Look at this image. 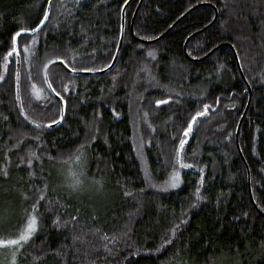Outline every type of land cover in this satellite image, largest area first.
<instances>
[{"label": "trees", "instance_id": "1", "mask_svg": "<svg viewBox=\"0 0 264 264\" xmlns=\"http://www.w3.org/2000/svg\"><path fill=\"white\" fill-rule=\"evenodd\" d=\"M139 2L0 0V240L35 215L18 264H264V0H143L150 44ZM81 152L103 200L59 182Z\"/></svg>", "mask_w": 264, "mask_h": 264}, {"label": "rangeland", "instance_id": "2", "mask_svg": "<svg viewBox=\"0 0 264 264\" xmlns=\"http://www.w3.org/2000/svg\"><path fill=\"white\" fill-rule=\"evenodd\" d=\"M86 158L87 156L84 154L83 156H81L79 163H76L74 160L72 163L67 164L65 166H58V167L56 166L55 170L59 175V182L63 187L69 189L72 192L74 191L73 193L75 194L76 193L80 194V196L87 198L88 201L93 203L99 200H103L106 197V192L102 188L103 185L102 182H100L99 180H94L85 174V166H87ZM51 167L54 168V165L52 164ZM69 171H75L76 173L79 174V179L81 183L75 190L69 186L72 182L71 177L69 176ZM10 207L11 206H7L4 204L0 206V216H2V218L0 219L2 220L6 219L5 221H8L9 217L11 216ZM2 223H4V221H2ZM19 234L20 231L16 235L8 239L17 238ZM21 246L0 245V264H13V262H15V264H18L17 255ZM213 264H241V263L233 257L225 256L220 258L218 261H216Z\"/></svg>", "mask_w": 264, "mask_h": 264}, {"label": "snow or ice", "instance_id": "3", "mask_svg": "<svg viewBox=\"0 0 264 264\" xmlns=\"http://www.w3.org/2000/svg\"><path fill=\"white\" fill-rule=\"evenodd\" d=\"M48 13L47 11H45V18L47 17ZM45 22V19H41L39 24L36 25L35 28H31V29H24L21 28L17 33L14 34L13 36V47L12 49H10V51L8 53L5 54V60L8 59L9 56L12 55V53L16 52V47H15V41H16V37L20 35L21 32L24 31H30V32H36L41 25H43ZM148 56L153 57L154 58V53L149 51L148 52ZM51 63V62H50ZM45 67H47V65H45ZM50 88L52 87L51 84L48 85ZM54 92H56L55 89H53ZM57 96H60L59 92H56ZM167 101H157V104H161V103H166ZM208 110V105L204 106V110L203 111H197L192 117L191 120L188 122L187 127L184 129L183 132V136L185 138H182L179 142V149L178 154L180 149L183 148V146L186 143V137L189 135V133L191 132L192 128H193V122H195L197 120L198 117H203L206 115V112ZM56 121H53V123H55ZM32 156H35V153H31ZM83 155V153L81 152L80 155H78L75 159L76 163H79L81 156ZM29 165H31L32 161L29 160L28 161ZM181 167H191V165L188 164H181ZM69 176L71 177V184L69 185L71 188H73L74 190L80 185L81 181L79 179V174L76 173L75 171H69ZM179 172H175L171 181L170 186L175 188L177 187V184L179 182ZM200 189L197 188L196 189V198L200 199ZM34 211H35V206H34ZM37 229V217L35 215H29L28 220L26 222V225L23 229H21L20 234L18 235L17 238L14 239H6V240H0V245H4V246H11V245H15V246H21L24 242H27L32 235L35 233ZM175 234V231L173 230V235ZM165 243H168V241H166ZM13 264H15V262H13Z\"/></svg>", "mask_w": 264, "mask_h": 264}, {"label": "water", "instance_id": "4", "mask_svg": "<svg viewBox=\"0 0 264 264\" xmlns=\"http://www.w3.org/2000/svg\"><path fill=\"white\" fill-rule=\"evenodd\" d=\"M142 1H143V0H140V2H139L138 6H137V8H136V10H135V12H134V14H133L132 20H131L130 33H131V36H132L133 39H137V38L134 36V34H133V23H134L135 17H136V15H137V13H138V10H139V7H140ZM50 2H51V1H50ZM125 7H126V4L124 5V7H123V9H122V19H121L122 29H121V33H120V37H119V41H118V47H117V51H116L115 57H114V59H113L111 65H110L108 68H106V69H104V70H101V71H98V72H95L96 75H102V74H104L107 70L111 69V68L113 67L114 63H115V60H116V57H117V53H118V51H119V49H120V47H121V45H122V42H123V22H124V11H125ZM188 13H189V11H188L187 13H185L181 18L185 17ZM216 17H217V11L215 10V16H214V19L212 20V22L215 21ZM181 18H180V19H181ZM180 19H179V20H180ZM179 20H177V22H178ZM212 22H211V23H212ZM168 30H169V29H168ZM168 30H167V31H168ZM167 31L164 32V33H163L162 35H160L159 37L153 39V40H147V41H145V40H139V39H137V40H138L139 42H142V43H145V44L154 43V42L159 41V40H160V39H161V38L167 33ZM194 35H195V34H193V36H194ZM188 39H189V38H188ZM188 39H187V40H188ZM230 47H231L232 52H233V55H234V57H235L236 64H237V66H238V68H239V72L241 73L240 65H239V62H238L237 54H236L234 48H233L231 45H230ZM184 51H185V46H184ZM210 54H211V52L209 53V55H210ZM209 55H207V56H209ZM207 56H206V57H207ZM206 57H204V58H206ZM204 58H203V59H204ZM201 60H202V59H201ZM193 61H200V60H193ZM55 65L62 66L64 69H66V67L63 65V63H62L61 61H56V62L54 61V62L50 63V64L48 65V68H50L51 66H55ZM66 70H67V69H66ZM85 74H86V75H89L88 73H85ZM45 79H46V76H45ZM249 92H250V91H249ZM54 96H55V98L58 100V102H59V104H60V111H61V113H62V112H63V101H62V99H61L60 97H58V96H56V95H54ZM249 104H250V98L248 99V102H247L246 108H245V110H244V112H243V114H242V116H241V118H240V120H239V122H238V126H237V129H236V133H235V141H236L237 148H238V144H237V143H238V132H239V127H240V125H241V122H242L243 117L245 116V114H246V112H247V109H248ZM248 186H249V184H248ZM249 191H250V188H249ZM249 194H250V193H249ZM250 197H251V194H250ZM251 199H252V197H251Z\"/></svg>", "mask_w": 264, "mask_h": 264}, {"label": "bare ground", "instance_id": "5", "mask_svg": "<svg viewBox=\"0 0 264 264\" xmlns=\"http://www.w3.org/2000/svg\"><path fill=\"white\" fill-rule=\"evenodd\" d=\"M135 10H136V9H135ZM121 46H122V45H121ZM117 47H118V45H117ZM229 47H230V45H229ZM230 48H231V47H230ZM120 49H121V47H120ZM120 49H119V51H120ZM116 51H117V48H116ZM119 51H118V53H119ZM118 53H117V55H118ZM115 54H116V52H115ZM114 57H115V55H114ZM114 57H113V59H114ZM116 58H117V57H116ZM113 59H112V61H113ZM57 61H60V60H57ZM112 61H111V63H112ZM53 62H54V61H53ZM55 62H56V61H55ZM61 62H62V61H61ZM115 62H116V60H115ZM51 63H52V62H51ZM62 63H63V62H62ZM111 63H110V65H111ZM49 64H50V63H49ZM49 64H48V65H49ZM48 65H47V67H46L45 74L47 73V71H48V69H49V68H48ZM63 65L66 67V65H65L64 63H63ZM110 65H109V66H110ZM114 65H115V63H114ZM114 65H113V66H114ZM109 66H108V67H109ZM51 67H52V66H51ZM66 69H67V70H66ZM66 69H65V70H66L67 72H69V69H68L67 67H66ZM100 71H101V70H100ZM96 72H98V71H96ZM85 73H88L89 75H91L90 72H83V74H85ZM94 74H95V72H94ZM85 75H86V74H85ZM249 91H250V88L248 87V92H249ZM250 94H251V91L249 92V98H250Z\"/></svg>", "mask_w": 264, "mask_h": 264}]
</instances>
